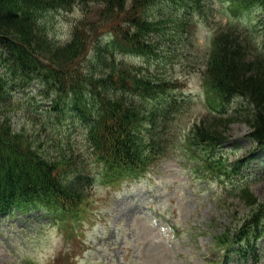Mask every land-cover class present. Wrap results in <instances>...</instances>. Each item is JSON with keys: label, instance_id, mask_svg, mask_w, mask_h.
I'll return each instance as SVG.
<instances>
[{"label": "trees", "instance_id": "1", "mask_svg": "<svg viewBox=\"0 0 264 264\" xmlns=\"http://www.w3.org/2000/svg\"><path fill=\"white\" fill-rule=\"evenodd\" d=\"M199 1L0 0V216L43 210L53 220L73 225L82 217L95 181L117 187L152 170L164 147L158 123L168 120L181 103L173 95L178 85L121 56L158 54L169 18L153 16L156 4L200 8ZM228 3L237 13L264 10V0ZM93 6L97 16L90 19ZM75 7L83 10V18L74 23L68 38L53 40L42 17ZM261 27L258 36L230 21L213 32L205 71L211 111L186 137L190 156L211 177H239L257 153L264 152V23ZM31 83L44 88L34 105L13 99L14 91ZM40 95L51 102L43 111L42 132L51 119L60 126L68 122L45 139H35L34 132L17 130L13 123L22 106L29 119H36ZM238 100L245 103L234 105ZM238 122L249 125L248 138L254 144L230 164L216 151L230 141L231 125ZM79 130L98 175L84 166V156L72 140ZM230 193L249 213L238 226L214 236L209 262L229 264L237 253L259 264L264 201L248 184Z\"/></svg>", "mask_w": 264, "mask_h": 264}, {"label": "rangeland", "instance_id": "2", "mask_svg": "<svg viewBox=\"0 0 264 264\" xmlns=\"http://www.w3.org/2000/svg\"><path fill=\"white\" fill-rule=\"evenodd\" d=\"M199 5L156 4L153 16L169 18L158 54L121 56L127 63L144 66L158 77L177 82L178 91L173 95L181 102L179 109L158 123L164 146L159 162L142 178L117 187L95 181L83 215L73 225H63L43 210L3 216L0 264H212L207 258L213 257L214 236L238 226L249 213V208L230 191L248 184L264 201V152L257 153L258 158L241 176L229 179L207 175L200 161L186 149V137L193 124L211 111L205 71L214 30L233 21L261 36L264 10L237 13L228 0H200ZM96 10L93 6L88 18L95 19ZM83 16V10L75 7L46 13L42 22L53 40L63 41ZM42 90L41 84L31 83L14 91L13 99L21 100L24 106L34 105V97ZM42 98L40 95L37 100ZM50 103L48 99L40 107L35 104L34 120L29 119L27 108L16 110L15 129L30 130L35 139H45L50 131L62 129L68 122L60 126L54 124V119L48 129H40L45 119L43 111ZM244 103L238 100L234 105ZM249 132L244 122L231 125L230 141L216 151L218 157L232 164L246 155L254 144L248 138ZM72 140L84 156V166L98 175L99 168L83 143L81 130L72 135ZM259 249V264H264V234ZM229 264L254 263L252 259H239L235 253Z\"/></svg>", "mask_w": 264, "mask_h": 264}]
</instances>
